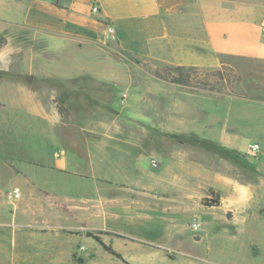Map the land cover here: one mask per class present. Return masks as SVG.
Returning a JSON list of instances; mask_svg holds the SVG:
<instances>
[{
  "label": "crops",
  "instance_id": "obj_1",
  "mask_svg": "<svg viewBox=\"0 0 264 264\" xmlns=\"http://www.w3.org/2000/svg\"><path fill=\"white\" fill-rule=\"evenodd\" d=\"M24 32L47 37L41 52L11 44ZM0 35L8 42L0 49V182L8 147V181L21 192L10 216L12 243L33 250L21 264H228L211 258L210 232L196 242L184 225L208 208L185 201L183 191L191 197L195 187L213 185L217 205L206 207L233 223L234 230L224 228L229 242L248 244L241 258L235 248L234 264H264V138L242 147L233 130L219 139L244 161L248 177L243 163L222 160L212 178L208 156L193 147L185 168L174 149L170 158L157 154L160 170L150 172L139 162L147 148L136 141L147 134L116 132L115 120L100 114L119 107L115 93L128 96L130 85L114 84L116 71L94 57V47L111 44L154 63L156 75L173 84L221 95L229 110L250 100L264 106V0H0ZM177 68L195 71L180 83ZM37 175L93 193H63ZM145 208L158 217L142 214Z\"/></svg>",
  "mask_w": 264,
  "mask_h": 264
},
{
  "label": "rangeland",
  "instance_id": "obj_2",
  "mask_svg": "<svg viewBox=\"0 0 264 264\" xmlns=\"http://www.w3.org/2000/svg\"><path fill=\"white\" fill-rule=\"evenodd\" d=\"M47 41V37L41 34L24 32L17 35L11 44L17 45L20 43L23 49L33 47L36 52H41ZM46 57L51 59L53 54L51 53ZM94 57L106 60L103 61V67L116 71L117 79H115L114 84L121 87L130 85L131 91L128 96L122 93H115V99L120 100L119 107L114 109L109 107V110H104L100 114L115 120L116 124L119 125L115 129L116 132L128 133L131 138H136L138 134H147L146 141L141 142L138 139L136 141L147 148V156L141 158L139 162L150 172L154 171L157 173L160 170V161L158 160L160 158L157 154L170 158L171 151L174 149L178 150V156L175 158L181 159L183 168H185L188 161L193 158V154H188L193 149L190 150L188 148L193 147L197 152L205 156L204 160L208 156L209 163L205 164L209 166L212 173L211 177L213 178L215 173L220 170L222 160L227 161L231 165H239L244 162H238L239 158L231 161L232 159L225 158L223 153L221 154L218 151L220 148L229 150L219 143L224 131L229 134L233 130H237L238 133L234 136L238 137V143L242 147L264 138V106L257 104V102L251 100L243 103L234 102L229 110L226 107L227 105L222 103L221 100H217L219 97L222 99L221 95L208 92L207 89L205 91V89H194L181 84H173L169 82L170 80L167 81V79L156 75L153 70L157 65L154 66V63L141 62L131 55L121 54L111 44L98 48L94 47ZM140 63L143 64L142 67ZM229 75L230 78L227 79V83L233 86L234 78H232L230 72ZM53 81L51 80L50 83ZM101 83L105 84L106 82L98 81V86L102 85ZM97 84L94 83V86ZM108 98L110 97L108 96ZM232 120L240 121L235 124ZM192 133L205 134L208 140L198 139ZM5 149L8 150L4 151L7 156L3 157L4 180L0 182L2 187L0 190V264H12L13 261L21 264L28 256L33 255V250L32 246L27 247L20 241L16 240L15 244L12 243L11 230L14 229V226L10 225L12 224L10 216L16 208L14 204L17 200L10 203L5 196L7 192L13 190L12 183L8 181L13 171L11 157L9 156L11 152L8 147ZM229 151L235 153L232 150ZM237 155L243 156L242 160L247 157L243 153L242 155L237 153ZM199 159H201V156ZM247 159L250 160L249 157ZM242 166L244 176H250V171L247 170L248 168L246 169L244 163ZM37 179L48 186L53 185V188L56 187L63 193L67 192L68 194L69 192H74L73 190L75 192L78 191V193L82 192V194L93 193L91 188L78 190L71 184L73 183L72 181L64 183L63 180H51L42 175H37ZM217 192L219 191L216 185L211 186L210 189L207 188V190L197 186L191 197L185 196V191H183L181 197L185 201L187 199L188 202L195 203L196 207L199 204H203L205 209L208 208L205 213L199 212L194 216H189L184 225L196 242L201 239L203 231L206 234L210 232L205 239V244L208 243L212 247L211 258L223 263L234 264L232 256L235 248H237L241 258L244 256V251L248 244H243V242L233 244L232 241H228L229 234H225L224 228L234 230V225L232 222L226 223L221 218L220 210L215 212L219 213L218 215L213 213L214 207L217 205L214 202L219 198ZM205 204H212L214 207H206L207 205ZM141 212L142 214L150 215V219L158 217L154 210L151 209L145 208ZM228 214L230 215L231 213ZM209 218H213V224H207V219ZM193 222L198 224L197 229L192 227ZM260 223L264 228V221ZM260 223L256 222L255 225L258 226ZM144 228L146 229V226ZM153 229L159 230L160 227L154 225ZM212 229L218 231H212ZM198 244L203 245V240L198 242ZM27 248H30V252H28ZM43 255L40 254L39 256L42 257Z\"/></svg>",
  "mask_w": 264,
  "mask_h": 264
},
{
  "label": "trees",
  "instance_id": "obj_3",
  "mask_svg": "<svg viewBox=\"0 0 264 264\" xmlns=\"http://www.w3.org/2000/svg\"><path fill=\"white\" fill-rule=\"evenodd\" d=\"M7 39L4 35H0V49L4 48L6 45H7ZM225 69V68H224ZM195 71V69H192V68H188V69H185V68H177L176 69V72L178 73L179 75V78L177 79L178 82L182 83L185 81V78H186V72L189 73V72H193ZM224 79H229L230 78V75H229V71H226V69L224 70ZM208 75H211L212 77H217L219 75L220 77V72L219 71H211L210 74ZM207 79V77L205 78ZM206 81V80H205ZM208 81V80H207ZM221 154L223 153V156L227 159H232L231 161H234L233 159H237V157L235 156V153H232L230 152L229 150L227 149H224V148H220L218 150ZM207 206H210L212 204H205ZM87 236L95 239L98 243H100L105 249L109 250L108 247H106L105 245H103L100 241V239L96 236H94L93 234L91 233H87Z\"/></svg>",
  "mask_w": 264,
  "mask_h": 264
},
{
  "label": "built area",
  "instance_id": "obj_4",
  "mask_svg": "<svg viewBox=\"0 0 264 264\" xmlns=\"http://www.w3.org/2000/svg\"><path fill=\"white\" fill-rule=\"evenodd\" d=\"M92 12H97L98 11V6L97 5H94L91 9ZM108 34L110 35V37H112L113 35V29L111 27L108 28ZM249 150L253 153H256L258 150H259V147L257 144H252L249 146ZM6 199L12 203L14 201H16L19 197H20V192L18 189H13L9 192L6 193ZM192 227L194 229H197L198 228V224L196 222H193L192 223Z\"/></svg>",
  "mask_w": 264,
  "mask_h": 264
}]
</instances>
